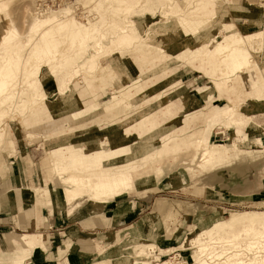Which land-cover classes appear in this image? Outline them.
Listing matches in <instances>:
<instances>
[{
  "label": "rangeland",
  "instance_id": "1",
  "mask_svg": "<svg viewBox=\"0 0 264 264\" xmlns=\"http://www.w3.org/2000/svg\"><path fill=\"white\" fill-rule=\"evenodd\" d=\"M54 16L72 22L53 26L47 19ZM191 20L205 25L184 27ZM10 55L34 57L36 66L25 79L16 72L0 95V233L14 231L6 241L23 234L20 222L34 223V189L42 187L53 208L58 196L66 203L84 195L73 210L63 202L71 218L100 222L103 200L147 202L144 228L91 224L85 245L93 250L83 264H264V147L251 130L264 126V0H71L42 17L34 0H0L1 69L10 68ZM214 71L226 101L206 105L202 93L221 97L210 89ZM196 98L202 104L188 111L187 99ZM212 102L218 112L207 107ZM168 105L160 128L128 132ZM89 132L95 145L68 147ZM113 132L121 142L109 143ZM97 133L105 138L97 142ZM216 149L229 156L203 153ZM24 158L38 179L33 188L15 180L20 168L28 175ZM39 161L51 166L52 181ZM9 192L13 203L4 209ZM35 226L36 234L48 229ZM0 246L6 250L1 238Z\"/></svg>",
  "mask_w": 264,
  "mask_h": 264
},
{
  "label": "crops",
  "instance_id": "2",
  "mask_svg": "<svg viewBox=\"0 0 264 264\" xmlns=\"http://www.w3.org/2000/svg\"><path fill=\"white\" fill-rule=\"evenodd\" d=\"M218 43V42H217ZM205 78L207 76L202 75ZM183 86L179 89L185 88L186 84L182 81ZM254 85H261L257 82L254 83ZM206 86L205 88H207ZM260 88V86H259ZM202 90V89H201ZM215 91L218 92V90L215 89ZM218 96L221 95V97L217 98L213 94H209V91L202 93L204 96L205 104L207 105V102L211 101H217V100H225L223 93L220 94L218 92ZM226 97V96H225ZM196 101L198 99L196 98ZM214 102L211 103L209 109L212 112H218L221 107ZM202 104V103H200ZM205 108V106H202ZM202 108V109H203ZM264 130V126H263ZM260 130V142L261 146L264 147V131ZM72 132H66L64 135H70ZM114 136L112 139H110L109 143H115L116 140H119V136H116V133L113 132ZM87 138L90 137V132L84 134ZM81 138V140L75 141H68V147H80L78 150L83 151L84 148H90V142L92 141L95 145L96 137H92L91 139L84 138L85 136ZM98 135V133H97ZM57 136V135H53ZM52 136V137H53ZM212 136V135H211ZM121 137V136H120ZM100 138H105V135H98L97 142H99ZM121 142V138L119 140ZM78 143V144H77ZM106 143V142H105ZM107 144V143H106ZM93 146V145H92ZM117 150L120 148H124L123 145H116ZM14 150V146L12 148ZM105 149V148H104ZM100 151V149L98 150ZM97 152V151H96ZM92 153V152H91ZM95 153V152H94ZM90 154V153H89ZM26 158V157H25ZM24 158V159H25ZM44 158H41L43 160ZM26 160V161H25ZM24 160V170L25 173L27 171L28 175L21 176V169L18 171L20 175L15 178L16 183L18 184L21 182L23 185H30L32 188L33 186H36L38 182V179L36 177H33L31 175L30 171V164L27 159ZM10 169V166H8ZM38 167L40 169H49L48 171V178L50 181H52V168L51 166H47V164H44L42 162H38ZM57 168V167H56ZM56 171V169H55ZM15 172V171H14ZM12 169L9 171V177L8 181L12 179ZM7 181V182H8ZM35 195H34V202L35 207L33 210L34 214V223L32 219H25V221L20 222V225H24L25 229L20 230L23 234L20 236H17L15 239H10L6 241V234L11 235L14 233V231L10 229H2L0 233L1 241L5 242V249L3 250L0 246V262H8L10 264H83L88 261L89 258V252L93 250L92 247L86 246L85 241L92 235L91 228L92 225H97L96 227L101 228H107V229H118V230H126L127 227L130 226H141L145 227V222L143 219H146L148 216L147 213V202L145 203L143 199L136 198V199H123V200H103V205L99 207L100 213L103 215L104 218H101V221H96L94 217H87L83 215L79 218V216H76L74 218H71V214L68 213V210H65V205L71 206L72 203L77 200L79 197L84 196H78L71 200L70 202L67 201L66 197V203L64 202V199L60 196L57 198V204L55 208L48 207L45 202V197H49L48 189L47 188H37L35 187ZM31 189V188H29ZM251 189H254V186H251ZM40 190V192L38 191ZM11 192V191H10ZM9 192V193H10ZM13 195L10 193L2 200V205L4 209H7L8 204L13 203ZM65 205H64V203ZM109 202V203H107ZM107 203V204H106ZM66 205V206H67ZM146 207V209H144ZM49 212H48V211ZM48 212V214H47ZM85 212V211H82ZM7 213H10V210L7 211ZM10 223V216L7 217ZM14 222V221H12ZM45 223L48 224V229L43 228L44 231L43 235L33 233L36 229L35 224L38 226H45ZM95 227V226H93ZM42 228V227H41ZM15 229V228H14ZM146 231V229H145ZM149 231V229H147ZM4 244V243H3ZM84 257L85 259H82ZM110 261V260H108ZM108 261H104L101 264H105ZM110 263V262H109ZM111 264V263H110ZM136 264V263H135Z\"/></svg>",
  "mask_w": 264,
  "mask_h": 264
},
{
  "label": "bare ground",
  "instance_id": "3",
  "mask_svg": "<svg viewBox=\"0 0 264 264\" xmlns=\"http://www.w3.org/2000/svg\"><path fill=\"white\" fill-rule=\"evenodd\" d=\"M93 2V1H92ZM71 16H73V15H70V18H71ZM67 17H68V15H67ZM52 18V17H51ZM48 21L47 22H51V24L53 25V26H62V24H64V23H71L70 21H69V19H65L64 21H59L58 20V18L57 17H53L52 19H47ZM192 22V24L191 23H184V27H186V26H189V28L192 30V29H195L196 28V30H198V29H200V27H202L203 25H205V22H204V20H197V21H195V20H191ZM47 22H45V23H47ZM203 22V25H201V24H198V23H202ZM51 24L49 25V23H48V26L50 27L51 26ZM183 24V23H182ZM207 25V24H206ZM48 26H44L43 27V29H42V31H40L41 32V34H44V32L45 31H48L49 29H48ZM60 28V27H59ZM62 28V27H61ZM188 28V29H189ZM73 29V28H72ZM52 30V29H51ZM10 31H11V29H10ZM9 31V32H10ZM205 31V30H204ZM197 34H199V33H197ZM4 36V35H3ZM14 39L9 35V33H7L6 34V37H5V40L4 41H6L5 42V44L4 45H6V46H9V44H10V42H12ZM12 46V45H11ZM248 46H249V48H250V50L252 51V55H253V57L255 58V56L257 55V54H260L259 52H256L253 48H252V44L250 43V42H248ZM60 51V48H56V49H53V50H50L48 53H46V55H51V54H53V53H55V54H57L58 52ZM45 55V54H44ZM6 56V55H5ZM4 56V57H5ZM259 56V55H258ZM45 56H43V58H44ZM24 58V57H23ZM22 58V56L20 55V56H18L17 58H15L14 56H11L10 55V59H9V63H8V66H10V68H8L7 70H5V69H1L2 68V66H1V68H0V95H1V93H2V89H4V90H6V89H8L9 87H10V80H15L16 79V76H15V73L16 72H21L20 73V75L25 79V78H27V76H28V72H30L31 71V68L32 67H34V66H36V59L34 58V57H31V58H26V59H23ZM46 58V57H45ZM4 59V58H3ZM208 60V57L204 60L205 62ZM233 64H234V69H235V71H239L238 73L239 74H243L244 73V65H242V64H240V62H237V61H235V62H233ZM4 68V67H3ZM215 71H218L217 70V68L215 69ZM214 71V73L212 72V75H211V77H210V81H211V83H210V85L212 86H210V89H216V90H221L222 88H224V85L225 84H223L221 81H222V78H219L217 75V72H215ZM160 72H164V69H163V71L161 70ZM235 73V72H234ZM238 74V75H239ZM264 75V74H263ZM214 76V77H213ZM230 76H233V73L232 74H230ZM19 79H20V76H19ZM23 79V80H24ZM8 81H10V82H8ZM22 80L20 79V82H21ZM262 83V85L261 86H263V82H261ZM145 90H146V93L143 95V97L145 98L146 97V95H148L149 93H150V90H149V88L147 87V88H145ZM152 90V89H151ZM4 92V91H3ZM17 94V93H16ZM19 94V93H18ZM16 96V95H15ZM18 96V95H17ZM188 100V102H189V105H188V107H187V110L188 111H191V110H193L194 109V104L195 103H198L196 100H194V99H187ZM186 102V101H185ZM132 103H134V102H132ZM135 103H137V101L135 102ZM128 105H129V103H128ZM129 107V106H128ZM131 107V106H130ZM170 107H173V106H171L170 105ZM238 107H240V106H238ZM168 109H169V105L168 106H166L164 109H163V111L160 113V114H158V115H156V116H154V117H151V118H148V119H144V120H142V121H140V122H138L134 127H131V129L128 131V132H133V131H136L137 129H139V128H142V127H148L149 128V130L148 131H150V132H154L156 129H158V128H160V126L161 125H163L164 124V122L165 121H167L169 118H168V116H167V111H168ZM240 109V108H239ZM157 110V109H156ZM203 111H205L206 110V108H204V109H202ZM111 114V113H113V108H111L109 111H108V114ZM196 117H198V116H196ZM259 129H260V127H259ZM142 129H140V131H141ZM251 130H252V134H259V133H257V132H260V130H256L255 128H253V127H251ZM142 131H144V130H142ZM264 131V130H263ZM123 132H127L126 130H124ZM131 135H134L133 133H130V134H127V137H129V136H131ZM1 142H3V141H1ZM258 144V143H257ZM258 145H260V144H258ZM257 146V145H256ZM261 146V145H260ZM260 152V151H259ZM203 153L205 154V155H207V156H209V157H211V158H213L214 160H219V159H224V158H227L228 156H229V153L228 152H222V151H220V150H210V151H208V150H205V151H203ZM225 241V240H224ZM229 241V240H228ZM226 244V243H225ZM208 245V244H207ZM206 245V246H207ZM203 246H205V244L203 245ZM203 246H201L202 248H203ZM206 246L204 247V249L206 248ZM212 246V245H211ZM224 246V245H223ZM199 247V246H198ZM200 247V248H201ZM212 248V247H211ZM208 249V248H207ZM206 249V250H207ZM200 250V249H199ZM210 250V249H209ZM257 251V250H256ZM260 251V250H259ZM197 252V251H196ZM195 252V253H196ZM200 253H202L203 254V251H199ZM254 253V252H253ZM213 254V253H212ZM248 254V253H247ZM258 254V253H257ZM264 254V253H263ZM204 255V254H203ZM207 255V254H206ZM218 257V256H217ZM221 258H222V256H221ZM211 260V259H210ZM214 260V259H213ZM165 264V263H164ZM171 264V263H170ZM197 264H208L205 260H202V261H198L197 262Z\"/></svg>",
  "mask_w": 264,
  "mask_h": 264
},
{
  "label": "built area",
  "instance_id": "4",
  "mask_svg": "<svg viewBox=\"0 0 264 264\" xmlns=\"http://www.w3.org/2000/svg\"><path fill=\"white\" fill-rule=\"evenodd\" d=\"M70 2L71 0H34V12L37 16H46Z\"/></svg>",
  "mask_w": 264,
  "mask_h": 264
}]
</instances>
